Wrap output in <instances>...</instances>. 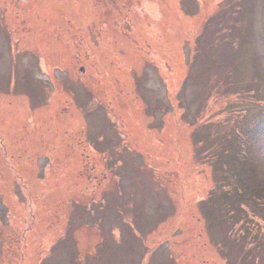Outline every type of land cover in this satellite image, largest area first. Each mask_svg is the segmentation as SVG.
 <instances>
[{
	"label": "rangeland",
	"instance_id": "obj_1",
	"mask_svg": "<svg viewBox=\"0 0 264 264\" xmlns=\"http://www.w3.org/2000/svg\"><path fill=\"white\" fill-rule=\"evenodd\" d=\"M0 264H264V0H0Z\"/></svg>",
	"mask_w": 264,
	"mask_h": 264
},
{
	"label": "water",
	"instance_id": "obj_2",
	"mask_svg": "<svg viewBox=\"0 0 264 264\" xmlns=\"http://www.w3.org/2000/svg\"><path fill=\"white\" fill-rule=\"evenodd\" d=\"M81 70L84 71L83 68Z\"/></svg>",
	"mask_w": 264,
	"mask_h": 264
}]
</instances>
